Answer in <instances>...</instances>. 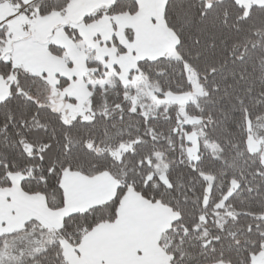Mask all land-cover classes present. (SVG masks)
I'll return each instance as SVG.
<instances>
[{
  "label": "snow or ice",
  "instance_id": "snow-or-ice-1",
  "mask_svg": "<svg viewBox=\"0 0 264 264\" xmlns=\"http://www.w3.org/2000/svg\"><path fill=\"white\" fill-rule=\"evenodd\" d=\"M0 264H264V0H0Z\"/></svg>",
  "mask_w": 264,
  "mask_h": 264
}]
</instances>
